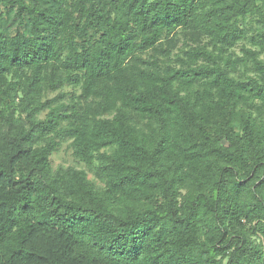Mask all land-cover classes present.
I'll use <instances>...</instances> for the list:
<instances>
[{
	"label": "trees",
	"instance_id": "16d2710c",
	"mask_svg": "<svg viewBox=\"0 0 264 264\" xmlns=\"http://www.w3.org/2000/svg\"><path fill=\"white\" fill-rule=\"evenodd\" d=\"M0 264H264V0H0Z\"/></svg>",
	"mask_w": 264,
	"mask_h": 264
},
{
	"label": "rangeland",
	"instance_id": "374dc122",
	"mask_svg": "<svg viewBox=\"0 0 264 264\" xmlns=\"http://www.w3.org/2000/svg\"><path fill=\"white\" fill-rule=\"evenodd\" d=\"M53 162L55 166H58L60 164L62 165L76 164L73 157L71 156V153L66 150V145L63 146L62 150L53 157ZM90 178H93V176L90 175Z\"/></svg>",
	"mask_w": 264,
	"mask_h": 264
}]
</instances>
